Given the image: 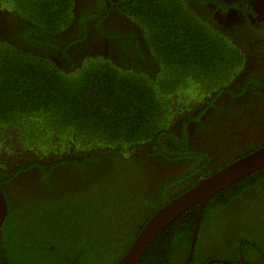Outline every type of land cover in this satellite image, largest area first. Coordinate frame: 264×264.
<instances>
[{"label": "trees", "instance_id": "obj_1", "mask_svg": "<svg viewBox=\"0 0 264 264\" xmlns=\"http://www.w3.org/2000/svg\"><path fill=\"white\" fill-rule=\"evenodd\" d=\"M0 2L21 16L16 38L0 36V187L7 200L0 264H115L173 197L165 199L171 177L156 182L143 175L144 158L170 155L161 136L175 100L190 88L196 95V88L225 84L223 71L242 57L184 0H120L143 27L154 70L92 58L59 65L36 44L67 53L51 35L71 21L72 0ZM29 167L28 187L12 195L16 174ZM263 175L264 166L210 197L189 264H208L198 252L209 211L244 200ZM197 213L196 204L174 219L139 264H188ZM257 239L242 232L237 242L254 257L264 252Z\"/></svg>", "mask_w": 264, "mask_h": 264}, {"label": "flooded vegetation", "instance_id": "obj_2", "mask_svg": "<svg viewBox=\"0 0 264 264\" xmlns=\"http://www.w3.org/2000/svg\"><path fill=\"white\" fill-rule=\"evenodd\" d=\"M119 1L72 0L71 21L51 35L60 45L67 44V53L53 43H37V47L59 65L85 57L147 65L149 62L142 53L147 50L150 55L151 50L143 27L128 8L118 5ZM184 1L233 44V50L242 60L240 64L231 63L223 71L225 84L221 82L211 89L196 88V95L189 92L193 90L190 88L182 99L175 100L172 121L165 128L168 133L161 136V143L170 155L161 151L152 160L144 158L145 180L157 182L172 178L165 199L191 187L208 175L205 173H213L264 144V0ZM13 11L0 2L2 38H16L21 16ZM82 32L80 38L67 43ZM120 34L135 36V39L128 42ZM250 85H254V89ZM189 97L193 98L189 100ZM198 162L202 163L201 167L197 166ZM31 168L18 171L14 185L10 186L12 195L28 187L33 175ZM263 177L261 189L251 186L244 200L234 198L222 210L209 211L211 218L207 217L202 225L198 252L202 263L207 258L208 264L212 261L228 263L221 259L264 264V252L250 257V248L241 246L245 248L241 249L237 242L241 233L247 232L257 236L259 245L264 248Z\"/></svg>", "mask_w": 264, "mask_h": 264}, {"label": "water", "instance_id": "obj_3", "mask_svg": "<svg viewBox=\"0 0 264 264\" xmlns=\"http://www.w3.org/2000/svg\"><path fill=\"white\" fill-rule=\"evenodd\" d=\"M264 166V144L247 154L229 162L213 173L202 177L196 184L173 196L161 205L147 220L138 232L128 249L115 264H139L148 247L155 238L179 215L194 205H198L193 240L188 254V264L193 255V247L197 238L200 219L205 204L210 197L235 181L249 175ZM7 212V200L0 187V228ZM231 264H249L221 259Z\"/></svg>", "mask_w": 264, "mask_h": 264}, {"label": "rangeland", "instance_id": "obj_4", "mask_svg": "<svg viewBox=\"0 0 264 264\" xmlns=\"http://www.w3.org/2000/svg\"><path fill=\"white\" fill-rule=\"evenodd\" d=\"M120 36H122V38H124V39H127L128 42H130L133 39H135V36H130V37L127 36V37H124L122 34H120ZM150 55L153 56V58H151L150 62L147 65H144V66H141V63H139V62L129 63V62H126V61L120 60V59H118L116 62L118 64H121V65H127L126 67L127 68H130V69L140 68L142 71H147V72L151 71L152 72V70H154V66H155V64H154V62H155V55H154V53L152 51H151ZM86 58H88V57L82 58L80 60L84 61V60H86ZM134 70H137V69H134ZM162 133L163 134H166L165 130H163Z\"/></svg>", "mask_w": 264, "mask_h": 264}]
</instances>
